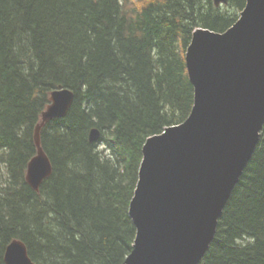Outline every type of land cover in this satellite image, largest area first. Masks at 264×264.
Wrapping results in <instances>:
<instances>
[{"label": "trees", "instance_id": "trees-1", "mask_svg": "<svg viewBox=\"0 0 264 264\" xmlns=\"http://www.w3.org/2000/svg\"><path fill=\"white\" fill-rule=\"evenodd\" d=\"M245 2L0 0V264L12 239L36 264L124 263L142 146L193 105L192 32L225 30ZM59 86L73 100L40 129L52 171L36 191L34 127ZM198 264H264V123Z\"/></svg>", "mask_w": 264, "mask_h": 264}, {"label": "water", "instance_id": "water-1", "mask_svg": "<svg viewBox=\"0 0 264 264\" xmlns=\"http://www.w3.org/2000/svg\"><path fill=\"white\" fill-rule=\"evenodd\" d=\"M184 59L193 105L185 120L148 136L142 146L128 206L136 234L123 264H198L208 250L264 123V0H246L223 31L196 28ZM72 100L70 89H54L34 127L36 153L25 180L36 191L52 171L39 131L63 116ZM99 133L91 128L89 140ZM3 260L36 264L19 239L6 245Z\"/></svg>", "mask_w": 264, "mask_h": 264}, {"label": "rangeland", "instance_id": "rangeland-1", "mask_svg": "<svg viewBox=\"0 0 264 264\" xmlns=\"http://www.w3.org/2000/svg\"><path fill=\"white\" fill-rule=\"evenodd\" d=\"M134 3H139L140 0H132Z\"/></svg>", "mask_w": 264, "mask_h": 264}]
</instances>
